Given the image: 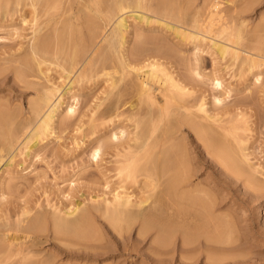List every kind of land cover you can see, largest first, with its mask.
Wrapping results in <instances>:
<instances>
[{
	"label": "rangeland",
	"instance_id": "rangeland-1",
	"mask_svg": "<svg viewBox=\"0 0 264 264\" xmlns=\"http://www.w3.org/2000/svg\"><path fill=\"white\" fill-rule=\"evenodd\" d=\"M2 1L0 0V62L3 61L2 63H4L7 61V63H9L8 60H10V56H12L11 58H13L14 54L18 56V54L23 53L22 51L29 44L31 37L33 36L34 25H32L33 23H31L30 21L28 23V19L29 18L30 20L33 19V18L31 19V17L34 16L33 12L35 8L33 9L31 4L34 2L35 5L37 4V2L39 3V5H41L43 2L45 3V5L48 3L50 5V6L47 5L46 7L44 4H42L45 7L44 9H46V11L44 10L45 13L42 8L43 6L39 7L37 5V7H39L38 9H41L39 10V13L45 14V15L43 14L40 17L38 14L39 21L42 22V20L44 21L45 19H47L48 18L47 13L50 17L45 22H42L44 24H41L40 22L38 23V20L36 21V23H38V25L41 24L45 26L47 25L48 21L51 20L52 23L50 22V24L52 25L49 24V28L50 30L55 29L54 32L56 31L55 35L57 36V38H54L51 41V43L53 42L51 45L52 48L55 49L56 47L57 48L56 51L60 49H63L60 51H64V50L67 51L68 49H72V50L79 49L83 45L85 35L88 32V31L85 32L86 30H88L86 25L82 24V20H80L79 22V20L77 19L78 20L77 21L75 20L76 19L75 18L73 19L74 21L73 22L72 19H68L70 17L71 12L73 13L75 12L74 14L77 15L78 11L75 10V8L76 6L80 8L83 2L80 5V3L76 2L77 0L75 2H73V0H68L67 2L66 0L67 2L66 5L64 0H56V2H54L55 0H42L43 2H39V0H35L34 2L33 0L32 1L28 0L30 4L29 3L26 4L25 2L26 0H19V2L21 1L20 2L21 4L17 6L16 4L19 2L15 1L16 7H14L13 6L14 0H8L9 4L7 0L3 1L4 4H2ZM22 1L23 3L24 2L25 3L22 4ZM51 1L54 2V3L52 2V5H51ZM57 1L58 2L60 1L61 4L64 3V5L59 4ZM69 1L71 7H69L70 6ZM182 1L186 2L187 0L186 1L182 0ZM188 1L187 3H189ZM194 1L195 0H192L190 2L194 3ZM203 1L196 0V3H194L193 5H190L189 3V10H190L189 12L194 17L196 16V18H197L196 13H198V11L201 10L199 8L202 7L201 14L203 15L198 13L199 14L198 16H200V18L199 17L198 18L201 21L205 20L203 19V16L207 12L206 5L204 7L205 11L203 10V5L205 4L203 3ZM232 1H233L232 2L233 5L224 0L223 1L224 5L222 4L223 8L221 6L220 9H224V8L228 9L227 5L230 4L231 6L229 8L231 9V7H233V9H235L234 8L236 7L235 5L238 4L237 3L234 4V3L235 1L238 2L239 0H232ZM242 1L243 0L238 2L239 6H241L240 9H242L244 6H247L248 5L247 3H249L247 0V3L244 4L246 2L245 0L244 3L240 5V2ZM262 1H260V3L261 2L262 3L261 4L258 3V5H257V1L254 2L255 5H252V7L255 6V9L254 7L252 9L251 7L250 8L251 10L249 9L251 13L248 11L249 14L248 15L246 14L247 13L246 12L242 16L244 17L243 20L238 21L240 22L238 25L243 23V26L242 25L240 26L242 27L243 30L245 29L244 32L247 31L249 33V36L251 37L253 35L252 38L249 37L250 38L249 42L251 43L250 44L251 46L252 45L255 46V44H258L260 46L261 45L260 41H262V44L264 43L263 41L264 0ZM5 2L9 6H6ZM11 2L13 3L12 6H10L12 4ZM72 2L73 5L75 4L74 6L72 5ZM220 2H222V0H220ZM225 2L226 4L228 3L226 5L227 7H225ZM23 5L24 6L28 5V7L26 6V8L25 7L24 8L28 10L29 14L33 11L32 12L33 16L30 15L31 17L29 16V14H26L27 22H23L21 17L22 15H20L26 11L25 9H22ZM54 5H56L55 6L56 9L53 8L55 11L52 10V6ZM65 5L69 7V10L70 9L71 10L67 11L68 8ZM195 5H197L198 7L197 6L195 7ZM57 6L60 7L57 8ZM64 6L66 7V9H64ZM29 8L31 9V12ZM192 8H194L193 11L191 10ZM61 9L63 11L65 10L66 12L62 13ZM23 10L25 11L23 12ZM60 12L62 15L61 16L62 20L64 17H66L63 20V23L62 20L61 22L60 20H58L60 19L59 17ZM100 12H95L94 10V12L92 11V14L95 13L98 14ZM54 13L55 15H51ZM100 14L104 15V12L103 13L101 12ZM102 15L101 16L99 15L98 18L99 20L100 17H102ZM204 17L207 18L208 15L206 14V16ZM69 20H71L72 23ZM129 21L128 22L132 24L129 28V30L131 29L129 31L131 32L129 33L130 35L129 40L132 41L130 44L131 47L132 44H134L133 42L137 40V38L134 35L136 28L138 29L139 26L142 27L143 25H139L132 19H129ZM244 21L246 22L244 23ZM77 22L79 24H76ZM81 24L85 28H82ZM78 26L80 27V30L78 29ZM155 26H156L155 28H157V25ZM68 28H70L71 30L70 29L68 30ZM143 28L145 30V33L142 39L143 40L145 39L147 41L146 46L149 48H153L155 46H162L165 55H167L168 59H170V60L162 59L163 63L166 64V66L168 65L167 66L168 68L170 66L171 70L173 69L176 71L180 66L181 69L179 68L178 74L181 73L180 74L181 76L190 75L192 76V78H194L192 84L188 85V88H190L191 91L190 94L186 95L184 98L186 100V101L184 100L186 104L187 105L189 104V106L194 107L199 103L204 102V108L206 109L207 114L218 119L217 121L218 123L215 121L212 122L211 120L204 119L205 122H208L215 126H219L220 124L223 123L222 125H224L225 127L228 126V128L230 123H231L230 127L232 125L236 126L238 128L237 129L238 134L236 133L237 138L239 137L238 139L240 141L239 144L238 143H234V144L238 152L247 155L246 156L247 160L245 159L246 161L243 162L247 172L243 170L239 172V170L237 169L234 170L235 168L231 167L230 162L229 163L224 162L222 161L221 158L215 155L210 157L207 154H202V156L200 155L204 159L201 158L200 156L194 155L195 166H193V168H194V173H196L194 176L195 183L196 184L201 183L202 187H206L210 189L209 191H211L210 195L212 197V203H213V208L211 210L212 216L214 218L216 216H218L216 218H222L224 215H226L223 217V219H226L228 221V223L225 222L227 228L225 227L224 230L225 240L227 241V238L229 237L228 238L229 240L228 242H226L224 248V250L226 251L222 250L223 253L221 252V253H216L215 255L213 254L214 259H216V257L217 258L221 257L219 258V260L216 259L218 261L215 262H219L222 259L221 262H219V264H226V263L231 264L234 263L233 260H235V262L242 261L247 263V261H249L254 264H264V186H263L264 185V61L263 63L261 61V58H263L264 56H262L260 53L263 46L260 48L261 50H259V47H257L258 45H256L257 49L256 48L255 50L251 49V51H248L251 46L250 45H249L250 47L247 46V48L249 47V49L246 50L248 52H251L249 53L250 55L254 56L255 54L258 56L259 54L257 53H260L259 56L261 61L259 63L258 60L257 62L259 63V65L257 63L258 65L257 66L255 63L256 67L254 66L253 70L249 71L251 68L250 62L245 61L246 63L248 62L249 64L245 63L244 65L243 64L244 62H238V60L237 61L232 60L230 54L222 58L219 54L216 53L215 48H213L212 42H210L209 39L205 41L201 40L202 41V42L200 41L201 43L198 42V44L200 43L198 47H195V44L191 42H186V41H185L186 43L184 42L181 43V41L178 42V40L174 38V35L172 33L170 34L169 31L163 32V30L165 29L161 31V29L157 28L159 31L156 29V32L159 33H156L155 30L154 31L148 30L147 32L146 26ZM79 31H81L80 34L81 36L78 34L80 33ZM248 33H244V34L248 37ZM72 34L74 35V37L72 36ZM82 34L84 35V37H82L83 36ZM75 35H78V39L77 36ZM80 37L82 38V40ZM247 37H245V39ZM217 40H219V38ZM61 41H63V43ZM56 43L57 45L55 46ZM243 44H244L243 46H246L244 42ZM178 46L180 47V49ZM252 50H254L256 53L254 52L252 54ZM256 50L259 51L257 52ZM263 51L264 50H262V52ZM144 56H145L144 54H138L137 56H133V60L136 63H139L138 61L140 60L142 61ZM169 56H171V58ZM55 57L52 56L50 57V59L56 63L57 61H61L60 59L55 60ZM4 58L6 59V61ZM258 58L259 57H257V59ZM171 59L172 61H174L173 64L177 62V64H175L178 65L176 69L172 67L174 65L171 64L172 63ZM229 59H231V61ZM116 60L117 58L113 61V63ZM165 60L169 61V64L168 62L165 63ZM2 63H0V65H2ZM180 63L181 65H179ZM4 64L2 66L4 68V70L2 69L3 72H5V70L7 69H9L10 71L8 70L9 76H7L8 75L6 73L7 71L5 73L2 72V74L4 76H7L8 78L7 77L4 78L3 76L2 77L3 79L0 80L1 82H3V83L0 82V87H2V89L0 88L1 90L0 104L2 105L3 109L7 108V111H9V113L13 112L14 115L16 113L15 117L18 127L16 129L17 131L15 130V132L19 139L17 138L18 142L14 147L12 148L8 147V145H6L7 138H5L4 134L9 129H12L11 127H13L12 126L13 124H8L7 122L0 123V131H1L0 154L9 156L10 151L13 152V154H15V158L11 167H7L6 169L3 167L0 170V176H1L0 177V226L2 225L9 226L10 224H13L15 221L16 222L22 221L21 222L22 224L29 225L34 222V220L32 221V219L33 218L36 219L37 216L40 215L42 212L47 216L56 214V215H62V216L65 215L67 217H71L67 214H69L70 211H72L74 208L78 206L79 207V209H77L78 211L76 213L74 212L75 215L73 214V216L76 217L80 215V212H82L83 209H93L94 207L99 206V208H101L103 211H100L99 213L95 212L96 217L94 218L93 223L94 226L97 227L95 229L96 232L95 234L96 236L98 235L97 238L99 239L101 237L99 241L96 242V244L103 245L101 248H99L100 251L96 249L95 250L96 252H94L91 251L90 249H86L81 245L78 246V244H74L72 242H68V241L59 242L58 240H54L53 233L51 232V227L47 225L46 226L47 229L45 231H38L35 233L36 235L38 234L37 236H39L38 238L40 239V242H38L36 246L33 248L32 253L34 254L32 256L31 253V257H33L34 260H38V261L43 260L42 262H46L44 260L49 259L50 262H48L49 260L47 261L49 264H131V263L132 264H150V263L151 264L154 263L183 264L184 262L187 261L189 262H191L192 260H193L192 262L197 261L196 255L193 256L192 254H189V258H188L187 255L188 253L180 252L177 249V247L179 248V245H181L182 243L181 239L179 238L178 239L172 238L170 242L167 244V246H165V249L161 248L158 250L157 246H155V241L158 234L156 230L151 231L150 234L147 236L148 239L146 238L145 241H141L140 243V241L138 240L139 226H137L134 229V231L131 233L132 234L131 237H129L128 239V241H130V248L131 246H132L131 249H133L134 247L135 248L134 250H132L133 252L131 251L126 252L123 249H126V247L129 246V243L127 245L122 243H120L121 245L120 244L118 245V242H116L114 238L111 236L113 234L115 235L114 233L115 231L112 230L113 227L103 216L105 210H111L113 208L112 206L116 194H121V195L128 194L129 196H131L130 199L133 200V202H139V199H141V197L144 198L147 196L148 193L149 194L151 193V186L150 183L148 184V181H146L147 180L145 179L146 177L144 178L142 175H140L135 180L134 178H127L126 176L125 179L124 176L126 175L125 172H121L119 174L124 162H126L125 159L127 158V156L131 152L135 151V147H134L135 146L134 136H136L135 132L136 131L140 132V130H142L144 126V122L148 123V119L144 118L145 119L144 122L143 123L141 122L139 127L135 128V124H133L134 122L132 120H129L130 119L129 115L132 112H136V109L130 110V104L132 100L136 102L137 98L131 99V96L128 97V95H126L125 96L126 98L125 97L122 98L123 100L122 102L127 103V101L129 100L128 102H130V104L119 105L118 106L119 109H116L114 107H112V109H110L111 107L106 109L105 104L109 101V99H107L105 100V103L101 105V107L99 108L96 105H98L99 102L104 101V99H106L107 91L110 90L108 86L110 81L106 82L107 77L105 76L101 75L102 77H99L100 74L102 73H100L99 75L96 74L95 76H92L90 80L88 81L85 80L83 83L75 86V89H73L72 92L64 96L63 99L64 103L62 107L59 109L57 115L55 116V123L53 124V129H54L53 133L49 135L47 138H45L43 141L38 143L36 147L32 148L29 154H25L26 152H28L26 135L27 132L30 133L33 129L32 124L26 123V120L30 116V109L28 108H30L29 107L30 103L34 100V98L37 97L35 89L34 88L31 89L29 88V86L31 85L33 86L34 83L37 82L40 83L45 79L41 80V79H37L36 76H33L31 78L27 77L26 80L25 79L21 80L22 83L21 82L19 83L20 79H18V77L13 78L14 75L10 65L7 64L6 67L8 65L9 66L6 68L4 67ZM141 64H143V62L138 65ZM241 65H243V67ZM2 67H0V69ZM51 67L52 70L49 71L51 81L57 84H63V82H65L64 84L66 85V83H68L69 80L68 79L66 80L64 79V77H61L62 70L60 69V67L57 66L55 67V65H52ZM106 69L107 71H109L111 70V67L109 68L107 67ZM196 71L198 74H196ZM135 72L136 71L134 72L132 71L133 74L130 73L131 75H128L127 77L128 78L127 81L129 80L130 82L129 84L130 87L131 84L136 81V78L138 79L143 78L142 73H135ZM116 75L118 76V74ZM130 79H132V81H130ZM143 80L144 81L146 80L148 87L151 88L152 92L155 91L154 93L157 95V100H156L157 104L158 103L160 105L162 103L164 104L165 102L163 101L164 97L160 95L161 93L160 94L158 93L159 91H157L159 90L158 84L152 82L147 76H144ZM51 81L47 83V81L45 80V84H51L52 83ZM217 81H220L221 85H217ZM138 82L139 81H137V83L135 82L136 86L139 85ZM135 84H132L133 89ZM4 87L6 88L4 89ZM137 88L138 87H136V89ZM136 89H134V91ZM72 94H74V96ZM155 94L153 96H156ZM71 104L74 106L75 111L72 114H68L67 110L71 106ZM157 106L156 103L152 104L151 109L153 110L151 109L150 110L152 112L154 110H158L155 108H159L160 106L159 105ZM144 107H142L140 112H145L148 109V107L146 106ZM114 109L122 113L123 115H120L119 117L114 116L116 115V113H118ZM196 113L197 115L200 114L199 117L205 115L203 112L197 111ZM110 116L112 119L110 118ZM22 120L25 122H23ZM23 124L24 125L27 124V125L24 126ZM28 125H30L31 127ZM1 127H4V129H2ZM121 129L126 130V132L122 133ZM114 132L117 133L118 139H114V141L113 140L111 141L110 137ZM19 134H21L22 136ZM2 135L4 136V138ZM232 136L233 135H230L229 139L230 140L232 139V141H234V137ZM35 140L36 139L32 140L29 143V146H31L35 142ZM99 144L102 145L103 148L102 153L100 152V155H98L97 157H93L94 155L93 152H95ZM202 159L205 160L204 163L209 164L207 165L208 167L202 166L203 163ZM196 160L199 162V164L198 162H196ZM2 169H5L4 172H2L3 171ZM145 181L147 183H145ZM205 181H209V182L207 183ZM219 182H222V184ZM108 202L110 205L108 204ZM222 202L223 204L221 205ZM106 203L108 204L107 206ZM157 207H158L157 216H159L158 220L160 221V223L165 224L169 222L172 224L177 222L184 228L187 227L186 229H190L189 230L190 232L192 231V227H194V225L198 224L199 222L197 215L191 209L187 210V213L189 211L187 215L184 214V216H181V215H176L173 210L167 209L166 205L162 206V204H160ZM165 208L166 210H162ZM27 209L30 210L29 213L23 216L22 214L23 210H27ZM39 212L40 214L35 215L36 213ZM160 218L162 219V221ZM30 219L32 222L29 221ZM104 224L106 225V227H104ZM107 237L110 239V241L109 239H106ZM100 241L103 243H101ZM106 242H108V244ZM67 243L68 246H66ZM112 243L114 245H112ZM138 244L141 246H139ZM119 246L123 248L121 249ZM76 247H78L79 249H77ZM82 248H83L82 254L84 256L81 254ZM84 248H85V253H84ZM127 248L129 249V247ZM112 249L114 250L112 251ZM77 250L78 252L75 253ZM104 250L106 251L108 250V251L106 252ZM172 250L174 251L175 254H177L176 256L175 254L172 253L173 252ZM86 251L88 255H90V257L87 255ZM141 251L142 253L140 255ZM112 252L114 254H112ZM107 253L109 255H107ZM128 253L129 255H131L130 258L132 257V259L130 258L128 259V257H126L128 256ZM183 253L185 254V259ZM226 253L227 254L229 253L228 256L226 255L227 257L225 256ZM100 254H102L103 256H100ZM79 255L80 256L82 255L83 257L82 256L80 257ZM147 255L149 256L148 258L151 259V261L147 258ZM150 255H152V257ZM169 256L170 259L172 258L171 260H169ZM130 260H132V262ZM180 260L182 261V263ZM207 260L208 259L205 256V254L202 253L199 256V261L197 263L198 264L200 263L205 264V262L206 264L215 263L214 261L209 262ZM171 261H173V263ZM0 264H15V259L14 257L12 258L9 257V253L6 254L0 253Z\"/></svg>",
	"mask_w": 264,
	"mask_h": 264
},
{
	"label": "bare ground",
	"instance_id": "bare-ground-1",
	"mask_svg": "<svg viewBox=\"0 0 264 264\" xmlns=\"http://www.w3.org/2000/svg\"><path fill=\"white\" fill-rule=\"evenodd\" d=\"M3 1H2V4H4ZM15 1L19 2V0H14V2L12 1L14 5L11 2L12 4L10 6L13 5L14 7H16V5L19 6L21 4L20 3L21 1L17 4ZM34 1L35 0H33V2ZM64 1H65V4L67 5L68 0L67 2L66 0ZM75 1L76 0H73V2ZM187 1L183 2L182 0H82V1L77 0L76 2L80 3V5L83 2L82 6L80 8L76 6V8H78V9L75 8V10L78 11V13L76 12L77 15L74 14L75 12L74 13L71 12L70 17L68 19H72L73 21V19L76 18L75 20L78 19L79 22L80 20H82V24L86 25L88 30L86 31L84 29L83 30L85 32L87 31L88 32L85 35L84 43L80 48L78 47L79 49H73V50L68 49L67 51L66 50L60 51V50H63V49H60V50H57L58 52L56 51L57 49L56 47L54 49L51 46L53 43V42L51 43L52 39L57 38V36L55 35L56 31L54 32L55 29L50 30L49 28V24L51 20L48 21V23L46 22L47 25L45 26L41 25V24H44L42 22H45L47 19H49L50 16L47 13V16H48L47 19H45L44 21L42 20V22L38 20L39 17L42 16L46 11V9H44L45 7L42 5V4L45 5V3L42 0L41 1L39 0V2H43L41 5H39L37 1H36L37 2L36 5H35V2L31 4L33 9L35 8L34 12L32 11L34 13V16L32 15L33 13L31 12V9H30L31 7L29 6L30 7L29 10L31 12L29 14L28 10L25 9L26 6L28 7V5H25V6L23 5L22 9H25L28 13L25 10H23V12L25 11L26 13L24 12L23 14H20L22 15L21 16L22 21L27 22L26 14H29V16L30 15L33 16V17L30 16L31 19L33 18L32 20H30V18L28 19V23L30 21L31 23H33L32 25L35 26V27L33 26V29H34L33 36L31 37L27 47L24 48V50L22 51L23 53L18 54V56L14 54L13 58H11L12 56H10V60H8L9 63H7L6 59L4 58L6 61L4 63L6 64L2 63L3 62L2 61L0 62L2 63L0 67H2L3 64H4V67H6V65L9 64L13 72V75H14L13 78L18 77V79H20L19 83L20 82L22 83L21 80H24V79L26 80L27 77L31 78L33 76H36L37 79H41V80L45 79L47 83H49L51 81L49 71L52 70V67H51L52 65H55V67L56 66L60 67V69L62 70L61 77H64V79L69 80L68 83H66V85L64 84L65 82H63V84H57V83H54L53 81H51L52 82L51 84H45V80H44L40 83L38 82L34 83L33 86L32 85L29 86V88L35 89L37 97L34 98V100L30 103V106H29L30 108H28L30 109V116L28 115L29 117L26 120V123L32 124L33 129L30 133L27 132V135H26L28 152H26L25 154H29L32 148L36 147L38 143H40L41 141H43L45 138H47L49 135L53 133L54 131L53 124L55 123V116L57 115L59 109L62 107L64 103V100H63L64 96L72 92L73 89H75V86L83 83L85 80L87 81L90 80L92 76H95L96 74L99 75L100 73H102L100 74L99 77L105 76L107 77L106 82L110 81L108 85L110 90L107 91L106 99H104V101H101L98 103V105H96L99 108L101 107V105L105 103V100L107 99H109V101L105 104L106 109L110 107H111L110 109H112V107L119 109L118 108L119 105L130 104V102H128L129 101L128 99H127L128 100L127 103L122 102L123 101L122 98L125 97L126 95H128V97L131 96V99L137 98L136 102L132 100L130 104V110L136 109V112H132V113L130 112L131 114L129 115V118H130L129 120H132L134 122L133 124H135V128H138L140 123L141 122L143 123L146 118L148 119V123L144 122V126L142 130H140V132H137V131L135 132L136 133V136H134L135 137L134 138L135 139L134 141L135 151L132 150L133 152L131 153L129 152L130 154L125 159L126 162H124L122 168L120 167L121 171L119 172V174L121 172H125L126 175H124L123 173V175L125 176V179H126V176L127 178H134L135 180L140 175H142L144 178L146 177L145 178L147 179L146 181H148V184L150 183V186H151V193L149 194L147 192L149 195L147 194V196L144 198L141 197V199H139V202H133V200L130 199L131 196H129L128 194H125V195L116 194L114 198V203L112 206L113 208L111 210H105V212L103 213V216L113 227V229L112 228L111 229L115 231L114 232L115 235L113 234L114 236L113 235L111 236L114 238L116 242H118V245L120 243L125 244V245L129 243V246H127L129 247V249L127 247L126 249H123L126 252L127 251L133 252L132 250H134L135 247L131 249L132 248L131 246L130 248V241H128V239L129 237H131L132 235L131 233L134 231V229L137 226H139L138 240L140 241V243L141 241H145L147 236L153 230H156L158 232L157 238L155 241V246H157L158 250L161 248L165 249V246H167V244L170 242L172 238H175V239L179 238L181 239L182 243L181 245H179V248L177 247V249L180 252L188 253L187 254L188 258H189V254H192L193 256L194 255L197 256V261L195 262H192L193 260L191 262L183 261L184 262L183 264H198L197 262L199 261V256L202 253H204L205 256L207 257L208 259L207 261L209 262L218 261L219 258L221 257L219 258L216 257V259H218L216 260L214 259L213 256L216 253H221V252L223 253L222 250H224L226 242H228L229 240L228 239L229 237L228 238L226 237L227 238V241H226L225 236H224V230L226 227L225 222L228 223V221L226 219H223V217L226 215L224 216L222 215L223 216L222 218H216L218 216L214 218L212 216L211 210L213 208V203H212V197L210 195L211 191H209L210 189L206 187H202L201 183H197V184L195 183L194 176L196 173H194V168H193V166H195V156L194 155L202 156V154H207L209 157L215 155L221 158L222 161L224 162H228V163L230 162L231 167L235 168L234 170L236 169L239 170V172L242 170L247 172L243 164V162L247 160L246 158L247 155L242 154L241 152H238L234 144V143L239 144V141H240L238 139L239 137L237 138L238 128L236 126L232 125L230 127L231 125L230 123L229 128H228V126L225 127L224 125H222L223 123L220 124L219 126H215L208 122H205L204 119L211 120L212 122L213 121L217 122L218 119L207 114V111L204 108V102H201L198 105H196L195 103L196 106L194 107L189 106V104L188 105L186 104L185 102L186 100L184 98L186 95L190 94L191 90L190 88H188V85L192 84L194 78H192V76L190 75L181 76L180 75L181 73L178 74L180 66L178 70L176 71L173 69L171 70L170 66L168 68L167 67L168 65L166 66V64H164L162 60V59H168V56L165 55L162 46H155L153 48H149L146 46L147 41L145 39L144 40L142 39L145 33V30L143 27L145 26L147 27V30H146L147 32L148 30L149 31L155 30L156 32L157 28L161 29V31L165 29L163 30V32L169 31L170 34L172 33L174 35V38H176L178 42L179 41H181V43L191 42L195 44V47H198V45L202 41L209 39V41L212 42V46L213 48H215L216 53L219 54L222 58L230 54L231 55L230 57H232L231 59L234 61L238 60V62H244L243 63L244 65L246 63L245 61L250 62V67L252 69L251 68L250 70L248 69L249 71L253 70L255 63L257 65L258 60H259V63L261 61L263 63L264 57L261 58V61H260L259 55L261 53V55L264 56V51L262 52V50H264V45H263L264 43L262 44V41H260L261 42L260 46L258 44H255V46L253 45L251 46L250 45L251 43L249 42L250 40L249 37L251 36H249V33L247 31L244 32L245 29L243 30L242 27L240 26V25L243 26V23L241 22L242 24L238 25L240 23L238 21L243 20L244 17L242 16L246 12H247L246 14H248V11L251 13L250 8L252 7V5H255L254 2L257 1V5H258V3H260V1L262 0H259V1L258 0H248L249 3H247V0L244 3L245 0H243L242 2H240V5L243 3L244 4L247 3L248 5L244 6L242 9H240L241 6H239V3H238L241 0H239L238 2L235 1L234 3V4L236 3L238 4L235 6L236 7L239 6L237 7L239 9H237L236 7H234L235 9H233V7H231V9L229 8L231 4L233 5L232 0H225L231 3L230 5H227L228 3L226 4L225 2V7L228 6V9H225V8L220 9L222 4L224 5V2H223L224 0H222V2H220V0H204V1L202 0L203 3H205L203 5V10L206 5V10L207 12H209V13L206 12V14L208 15L207 18L204 17L206 16V14L203 16V19H205L203 21H201L199 19L200 16H198L199 15L198 13L201 14L202 7L199 8L201 9L199 10L200 12L198 11V13H196L197 18L199 17L198 18L199 20H198L196 16L194 17L189 12L190 11L189 3L190 5H193L194 3H196V0L194 1V3L190 2L192 0L188 1L189 3H187ZM25 2L26 4L27 3L30 4L28 0H26ZM52 2L53 1H51V5H52ZM54 2H56V0ZM73 2H72V5H73ZM24 3L22 1V4ZM58 3L61 4L60 1ZM5 4L6 6H9L7 5L6 2ZM8 4H9V1H8ZM37 5L39 7L43 6L42 7L43 11L45 10L44 13H39V10L41 9H38L39 7H37ZM47 5H49V3L46 4L45 6L47 7ZM56 5L52 6L53 11H55L53 8H55ZM61 5H64V3ZM69 5H70V1H69ZM65 6H64V9H66L67 7L68 8L67 11L71 10V9L69 10V7H71V5L69 7L68 6L65 7ZM196 6L197 5H195V7ZM59 7L57 6V8ZM253 7L255 9V6ZM94 10L95 12H100V11L102 13L104 12V15L100 14L101 12L98 14L97 13L92 14V11L94 12ZM191 10L193 11L194 8H192ZM61 12L63 13L66 11L65 10L63 11L61 9ZM61 12L59 13L60 19H58L60 20V22L62 20ZM55 13L51 15H55ZM38 14H39V17H38ZM99 15L100 16L102 15V17H100V20L98 19ZM65 18L66 17H64L63 20ZM129 19L134 20L139 25H143L142 27L139 26L138 29L136 28V31L134 30L135 31L134 35L137 38V40L136 39L135 40L137 42L134 41L133 42L134 44H132L131 47H130V44L132 41L129 40V36H130L129 33H131L129 31L131 29L129 30V28L132 24L129 23L131 22L129 21ZM37 20H38V23L40 22L41 24L38 25V23H36ZM63 20H62V23H63ZM245 22L246 21H244V23ZM76 24H79V23L77 22ZM82 24H81L82 28H85ZM155 25H157V28H155L156 27ZM69 29L70 28H68V30ZM78 29L80 30L79 26H78ZM79 32L80 33L78 34L80 35L81 31ZM156 33H159V32H156ZM244 33H248V37ZM72 36L74 37L73 34ZM75 36H77V39H78V35H75ZM82 37H84V35ZM245 37H247L246 38L247 40L245 39ZM59 38H60V35H59ZM218 38L219 40H217ZM63 41L61 42L63 43ZM198 42L200 43L198 44ZM243 42L245 43L246 46H243L244 45ZM56 45L57 43L55 44V46ZM256 45H258L257 47H259V50H261L260 48L263 46L262 50L260 51V53H257L259 54L258 56L255 54L254 56L250 55L249 53L251 52H248V51H251V49L255 50V48L257 49ZM247 46H249L250 49L249 47L247 48ZM246 49H249V50L247 51ZM254 50H252V54L255 52ZM138 54H144L145 56L143 57L142 61L140 60L138 61L139 63H136L133 60V56H137ZM54 55L58 57L56 58ZM52 56L55 57V60L60 59L61 61H57V63L53 62L50 59V57ZM256 56L259 58L257 59ZM169 57L171 58V56ZM116 58L117 60L113 63V61ZM231 59L229 60L231 61ZM142 62L143 64L138 65ZM167 62L169 64V61L165 60V63ZM171 62L170 63L174 65V66L172 65L171 66L174 69H176V67H178V65H175L177 64V62L173 64L174 61H172V59H171ZM248 62L246 64H249ZM239 64H242V63H239ZM179 65H181V63ZM241 66L243 67V65ZM107 67L108 68L111 67V70L107 71L106 69ZM248 68H249V65H248ZM2 69L4 70V68L2 67L0 69L1 70L0 80L3 79L2 77L4 76L2 74L3 72ZM8 70L9 69L5 70V72L7 71L6 72L7 74H8ZM132 71L133 72L136 71L135 73H142L143 78L144 76H147L152 82H154L155 84L156 83L158 84L159 90L157 91H159L158 92L159 94L161 93L160 95L164 97L163 98L161 96L164 99L163 101H165L164 104L162 103L163 105L162 104L160 105L159 103L157 104L156 102L157 95L154 93L155 91L154 92L151 91V88L148 87L146 80L144 81L143 78L142 79L136 78L135 82L137 83V81H139L138 86H136L133 80L134 83L132 84H135L134 89L138 87L135 91L132 88L133 87L132 84H131V87L129 86L130 82L129 80L127 81L128 79L127 77L128 75H131L130 73H132ZM116 74H118V76ZM196 74H198L197 71H196ZM7 76H9V74ZM7 76H4V78ZM130 81H132V79H130ZM217 85H221V82L217 81ZM0 88L2 89V87ZM5 88L6 87H4V89ZM153 93L156 96H153L154 95ZM72 95L74 96V94ZM154 103H156V106L159 105L160 107L155 108L158 110H154L152 112L151 110L153 109H151V105ZM144 106L148 107V109L145 112H140V110ZM74 111H75L74 106L71 104V106L67 110V113L72 114ZM197 111L203 112L205 115L204 116L201 115L202 117H199L200 114L197 115L196 113ZM15 115L13 114V112L9 113V111H7V108L3 109L2 105L0 104V123L7 122L8 124H13L12 125L13 127H11L12 129H9L8 131L5 130L7 132L4 134L5 138H7L6 140L7 144L6 143L5 144L8 145V147L10 148L14 147L16 143L18 142L17 141L18 137L15 132V130L18 127V124L16 123ZM120 115H123V114L118 112L114 116L119 117ZM1 128L4 129V127H1ZM121 131L122 133L126 132V130L124 129H121ZM230 135H233L232 137H234V141H232V139L231 140L229 139ZM110 138H111V141L112 140L114 141V139H118L117 133L114 132ZM34 139H36L35 142L31 146H29V143ZM102 149H103L102 145L99 144L95 152H93L94 155L92 154L93 157H97L98 155H100V152L102 153ZM14 158H15V154H13V152L11 151L9 152V156L0 154V170L3 167L5 169L7 167H11V165L13 164ZM197 160L196 162H198ZM204 161L205 160H203L202 166L208 167L207 165L209 164L204 163ZM5 169H2L3 170L2 172H4ZM146 181L145 183H147ZM205 182L208 183L209 181H205ZM219 183L222 184V182H219ZM108 204L106 203V206ZM160 204H162V206L166 205L167 209L173 210L176 215H181V216H184V214L187 215L189 213V211L187 213V210L191 209L197 215L199 222L198 224H195L196 226L194 225V227H192V231L190 232H189L190 229H186L187 227L184 228L177 222L172 223V224L169 222H167L168 224L160 223V221L158 220L159 216H157L158 215L157 206H159ZM222 204L223 202L221 203V205ZM77 209H79L78 206L74 208L72 211H70V213L68 212L69 214L67 215L71 217H67L65 215L63 216L56 215V214L47 216L43 214V212L41 214L39 212V213H36L35 215H38V214L40 215H38L36 219L33 218L32 221L34 220V222L31 224L28 223L29 225L22 224L21 223L22 221L21 222L15 221L13 224H10L9 226H6V225L0 226V253H4V254L9 253V257L11 258L14 257L15 264H49L48 263L50 262L49 259H45L44 261L46 262H42L43 260L38 261V260H34V258L31 257L33 248L36 246L38 242H40V239L38 238L39 236H37L38 234L36 235L35 233L38 231H45L47 229L46 228L47 225L51 227V232L53 233L54 240H58L59 242L61 241L72 242L74 244H78V246L81 245L85 247L86 249H90L91 251H94V252H96L95 251L96 249L100 251L99 248H101L103 245L96 244V242L99 241V239L101 238L100 237L101 235L99 236L100 238L98 239L97 238L98 235L96 236L95 234L96 233L95 229L97 227L94 226L93 222H94V218L96 217L95 212L99 213L100 211H103V210L99 208V206L94 207L93 209H83V211L81 210L82 212H80V215L74 217L73 214L74 212L76 213L78 211ZM162 210H166V208ZM29 211L30 210L28 209L23 210L22 212L23 216L27 215ZM29 221H31V219ZM105 224H104V227H106ZM106 239H109V238L107 237ZM108 242L106 243L108 244ZM112 245L114 244L112 243ZM66 246H68V243ZM76 248L79 249L78 247ZM85 248H84V253H85ZM82 250L83 248L81 249V254H82ZM113 250L114 249H112V251ZM77 252L78 250L75 253ZM141 253L142 251L140 252V255ZM172 253L175 254L174 251ZM33 254L34 253H32V256ZM112 254L114 253L112 252ZM160 254H163V253H160ZM228 254L226 253L225 256L226 255L228 256ZM107 255L109 254L107 253ZM176 255L177 254H175V256ZM183 255L185 259V254L183 253ZM219 255H216V256H219ZM88 256L90 257V255ZM100 256H103V255L100 254ZM130 256L131 255H129L128 253V256L126 257H128L129 259ZM150 256L152 257V255ZM148 257L149 256L147 255V258ZM130 259H132V257ZM171 259L169 256V260ZM149 260L151 261V259ZM221 260L219 262H221ZM130 261L132 262V260ZM233 261L234 263H231V264H247V263L254 264L249 261H247V263L242 262V261H239V262H235V260ZM171 262L173 263V261ZM219 262H215L213 264H216V263L219 264Z\"/></svg>",
	"mask_w": 264,
	"mask_h": 264
}]
</instances>
